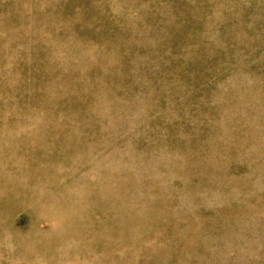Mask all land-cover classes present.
Here are the masks:
<instances>
[{"label":"rangeland","instance_id":"1","mask_svg":"<svg viewBox=\"0 0 264 264\" xmlns=\"http://www.w3.org/2000/svg\"><path fill=\"white\" fill-rule=\"evenodd\" d=\"M0 264H264V0H0Z\"/></svg>","mask_w":264,"mask_h":264}]
</instances>
